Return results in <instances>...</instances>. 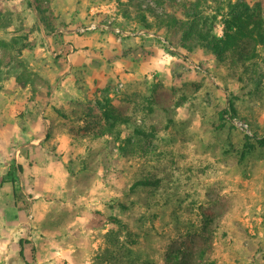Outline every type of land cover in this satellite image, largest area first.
I'll list each match as a JSON object with an SVG mask.
<instances>
[{
  "label": "rangeland",
  "instance_id": "rangeland-1",
  "mask_svg": "<svg viewBox=\"0 0 264 264\" xmlns=\"http://www.w3.org/2000/svg\"><path fill=\"white\" fill-rule=\"evenodd\" d=\"M187 2L0 0V264H264V46L188 50L156 17Z\"/></svg>",
  "mask_w": 264,
  "mask_h": 264
},
{
  "label": "trees",
  "instance_id": "trees-1",
  "mask_svg": "<svg viewBox=\"0 0 264 264\" xmlns=\"http://www.w3.org/2000/svg\"><path fill=\"white\" fill-rule=\"evenodd\" d=\"M36 6L40 4L41 0H33ZM202 0H188L187 4L182 7L173 9L172 12H166L161 16H156L158 20V27H164L166 29H173L176 32H181V43L183 47L188 50L195 46H200L206 49L212 56L218 60H223L227 53L231 52L235 48L237 41L242 37H251L258 43L264 46V5L262 0H256L253 3H249L246 0H242L235 4L229 10L227 16L223 19L222 36H216L211 29L210 25H206L205 21H198L197 17L200 13V5ZM183 16L189 17V20H183ZM7 25V18L0 15V26ZM146 28H150L151 24L146 22ZM30 35V34H29ZM10 42L0 39V48H7ZM157 94L153 92L152 99L149 100V104L152 101H157ZM228 106L221 111V116L228 114L231 117H236V109L228 101ZM224 117V116H222ZM131 118L121 109L110 102H106L102 111V124L101 130H98L95 134L102 136L106 131L115 129L117 124L128 123ZM255 141L260 145H264V136L261 138L253 136ZM246 140L243 143L244 151L253 149L255 145L249 142V136L245 134ZM15 170L22 171L20 164L15 166ZM11 175V172H9ZM10 181L15 183L14 177L10 178ZM138 183H149V181H140ZM13 195L16 196V192L13 189ZM206 218L202 225L201 231L208 235L210 233L209 225L212 221L210 213H204ZM22 239L19 240L21 245L20 255L22 252ZM167 262L171 264L172 255L166 254ZM178 264H184L183 261ZM205 264V263H203ZM207 264H214L213 261L207 262Z\"/></svg>",
  "mask_w": 264,
  "mask_h": 264
},
{
  "label": "crops",
  "instance_id": "crops-1",
  "mask_svg": "<svg viewBox=\"0 0 264 264\" xmlns=\"http://www.w3.org/2000/svg\"><path fill=\"white\" fill-rule=\"evenodd\" d=\"M10 187V186H9ZM10 195V196H9ZM8 197L10 198L11 197V194H9Z\"/></svg>",
  "mask_w": 264,
  "mask_h": 264
}]
</instances>
